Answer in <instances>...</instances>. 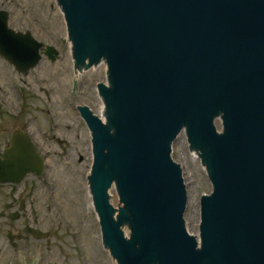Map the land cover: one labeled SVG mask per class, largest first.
<instances>
[{
    "label": "water",
    "instance_id": "95a60500",
    "mask_svg": "<svg viewBox=\"0 0 264 264\" xmlns=\"http://www.w3.org/2000/svg\"><path fill=\"white\" fill-rule=\"evenodd\" d=\"M48 1L61 15L69 85L79 77L67 29L78 57L88 58L80 66L89 58L100 64L104 84L110 66L111 89L100 88L108 113L92 83L103 122L82 112L95 140L96 206L119 263L264 264V0H60L68 21L57 0ZM42 48L31 32L11 29L9 13L0 11V54L19 73L37 67ZM45 55L55 61L58 52L48 46ZM82 129L88 172L84 122ZM182 132L211 191L197 196L201 244L185 227L187 188L171 158ZM3 158L0 183H20L45 168L21 133ZM113 184L122 200L113 191L117 214L109 202ZM84 196L104 249L87 180Z\"/></svg>",
    "mask_w": 264,
    "mask_h": 264
},
{
    "label": "rangeland",
    "instance_id": "374dc122",
    "mask_svg": "<svg viewBox=\"0 0 264 264\" xmlns=\"http://www.w3.org/2000/svg\"><path fill=\"white\" fill-rule=\"evenodd\" d=\"M6 1H9L7 6L3 8L0 6V9L10 12V27L18 32H32L35 39L39 42L57 47L60 56L55 62H51L44 57L39 66L30 72L28 76L19 75L0 56V108L3 112L0 115V121L4 122L0 133L6 131L4 130L5 126L10 129V117L7 115L6 117L4 114H7L14 106L17 107L16 115H19L23 108L22 120L27 119L29 121L31 119V127L34 132L37 126L45 130L50 129L46 117L36 111V109H54L60 112V107L63 106L85 105L95 114H99L100 110L92 83H103L100 67L79 76V79H73V84L76 82L78 89L75 97L72 96V86L69 85L70 62L60 13H54L48 0H0V3H6ZM64 41L65 43H62ZM44 91H47L49 99ZM26 109L33 112L27 113ZM67 115L66 118L74 116L70 109ZM78 124L80 139L76 141V147L85 153V161L80 165L77 164L76 156L74 159L63 158L57 146H52L43 137H38V141L45 140L43 143L40 142L43 147L53 150L54 153H59L47 162L46 175L56 186L55 189L63 195L62 197H65V193L69 190L72 195L79 190L78 193L81 195L77 197L80 204H76V206H81L80 213L77 217L75 229L72 230V232L77 233L75 235H78V237L66 228V231L61 233L63 235H59L56 238V243L53 244L52 248L53 253L49 254V262L62 264V262L66 261L64 257L67 256L69 260L66 264H80L74 251L77 248L81 249L84 254L87 253L89 256H87V260L91 264H112L107 251L97 247L96 218L84 196L87 159L82 122L78 120ZM183 139H185L184 132L173 140L171 156L173 161L181 168L187 185L188 204L184 215L185 227L190 234L197 236V196L211 194V191L195 154L185 150ZM76 175H80L78 180ZM33 183L38 185V196L43 201L44 193H46L43 184L35 181ZM75 209L76 207H72V210L69 211L70 213L65 211L69 218H74ZM53 210L57 217V210L54 208ZM40 211L43 216L46 214L47 208L43 209L41 207ZM71 235H73V239H71ZM0 249H9L5 236L3 237L1 234ZM60 251L61 255H59Z\"/></svg>",
    "mask_w": 264,
    "mask_h": 264
},
{
    "label": "flooded vegetation",
    "instance_id": "af4514ba",
    "mask_svg": "<svg viewBox=\"0 0 264 264\" xmlns=\"http://www.w3.org/2000/svg\"><path fill=\"white\" fill-rule=\"evenodd\" d=\"M9 1L0 3V6L6 7ZM65 43V42H62ZM69 47V46H68ZM74 84L72 86V96L75 97L73 93ZM45 95L49 99L47 91H44ZM16 106L12 107L5 116L10 117L11 127L10 129L6 126L4 130L0 133V158L2 154L9 148L11 144V139L16 131L28 132L33 140H35L38 145L41 154H43L47 161L50 158L55 157L59 154L54 153L53 150L46 149L40 142H45L47 140L52 146H57L58 151L61 153L63 158L74 159L76 156L77 164L80 165L85 161V153L77 149L76 141L80 139V133L78 131L79 124L78 120L81 121L80 113L77 111V107L72 105L60 107L61 111H55L54 109H41L37 110L47 119L50 129H41L39 126L36 127L35 132L31 127V119H23L24 110L19 112V115L15 114ZM74 115L72 118H66L68 116V110ZM27 113H32L33 111H28ZM3 112L0 108V115ZM6 116V117H7ZM4 122L0 121V131L2 124ZM38 137H43L45 140L38 141ZM89 154H92V143L89 139ZM72 147V148H70ZM72 175V174H71ZM77 180L80 175H76ZM75 180L73 177H71ZM41 182L46 193L42 201V198L38 196V185L33 182ZM47 185H45V184ZM56 186L52 181L46 177H37L34 174L28 175L27 178L21 184L6 183L0 184V234L7 240L8 250L0 249V263L3 264H55L49 262V254L53 253V244L56 243V238L62 232L66 231V228L72 232L75 229L77 223V217L80 213V204L77 197H80L79 190L73 195L70 190L65 193L66 196L60 194L55 189ZM43 196V195H42ZM41 207L43 209L47 208L46 214L43 217L41 213ZM70 207V208H68ZM72 207H76L74 212V218H69L65 213L72 210ZM54 209H56L57 217L55 215ZM72 214V213H71ZM74 219V220H73ZM59 222V223H58ZM31 229L37 231L45 232L47 236L45 238H37L44 236L43 234L36 233L35 235L31 232ZM74 234V232H72ZM78 237V236H77ZM73 235H71V239ZM80 246V245H79ZM75 255L78 258L80 264H91L87 260V253L81 249H75ZM108 252V251H107ZM109 253V252H108ZM82 254H84L82 256ZM61 255V251L60 254ZM61 257V256H58ZM89 257V256H88ZM66 264L69 257L65 256Z\"/></svg>",
    "mask_w": 264,
    "mask_h": 264
},
{
    "label": "bare ground",
    "instance_id": "6f19581e",
    "mask_svg": "<svg viewBox=\"0 0 264 264\" xmlns=\"http://www.w3.org/2000/svg\"><path fill=\"white\" fill-rule=\"evenodd\" d=\"M100 67V64H98V65H96V66H94L93 68H99ZM100 118H101V113L99 112V114H97ZM103 121V120H102ZM101 121V122H102Z\"/></svg>",
    "mask_w": 264,
    "mask_h": 264
}]
</instances>
